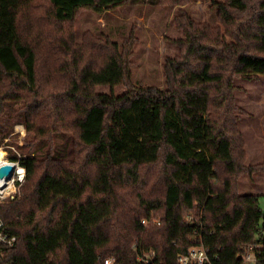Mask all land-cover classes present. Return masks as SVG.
I'll use <instances>...</instances> for the list:
<instances>
[{"label":"trees","instance_id":"16d2710c","mask_svg":"<svg viewBox=\"0 0 264 264\" xmlns=\"http://www.w3.org/2000/svg\"><path fill=\"white\" fill-rule=\"evenodd\" d=\"M129 1L0 0V143L10 134L9 159L26 169L0 201L16 237L0 264H180L199 243L215 264H244L246 247L264 244L263 194L239 189L243 176L264 180V160L246 161L233 93L235 76L264 75V0L216 2L224 32L194 24L166 58L164 86L106 93L98 87L129 85L128 43L101 34L71 54L80 46L61 35L81 10ZM51 46L69 56L47 84L38 65Z\"/></svg>","mask_w":264,"mask_h":264},{"label":"rangeland","instance_id":"374dc122","mask_svg":"<svg viewBox=\"0 0 264 264\" xmlns=\"http://www.w3.org/2000/svg\"><path fill=\"white\" fill-rule=\"evenodd\" d=\"M225 0H131L125 6L104 12L93 9H83L73 23L69 25L67 34L62 33V39L78 46L83 40L87 42L96 35L108 34L111 40L117 42L118 49H122L124 42L128 43L130 52L131 79L128 87L124 84L114 87L104 85L98 90L106 93H121L132 86H164L165 61L168 57L178 55L182 50L181 40L190 34L193 25L206 23L224 32L225 24L220 20L218 3ZM31 19V18H30ZM32 22L35 24L34 19ZM60 40L47 41L60 43ZM94 41V40H93ZM96 44L84 43L80 47L72 46L71 54L88 50ZM54 47L42 50L40 64L38 65L39 79L43 83L59 81L66 75L63 64L66 63L64 55L59 52L55 55ZM50 57L55 58L57 66L51 64ZM214 64L219 62L214 61ZM55 77V78H53ZM235 89L233 93L236 103L240 106L237 111L239 130L245 141L246 161L249 163L264 160V75L254 79L234 77ZM26 128L17 124L14 138L19 145L24 144ZM4 139L0 147L6 152L9 139ZM12 138V137H11ZM13 151L17 149L11 146ZM159 167V165L157 166ZM239 189L243 193H258L259 203L264 211V180L257 176L254 181L249 176H243L239 182ZM19 188L17 192H19ZM16 192V193H17Z\"/></svg>","mask_w":264,"mask_h":264},{"label":"built area","instance_id":"2783aa9c","mask_svg":"<svg viewBox=\"0 0 264 264\" xmlns=\"http://www.w3.org/2000/svg\"><path fill=\"white\" fill-rule=\"evenodd\" d=\"M6 163L14 165L15 170L10 177L8 175L0 177V201L13 198L26 175V169L20 166L18 161H11L6 158ZM143 223H146V221L144 220ZM15 241L16 237L4 230V223L0 217V248L2 245L11 246ZM263 251L264 244L260 242L251 243L239 257H241L244 264H262ZM214 258L218 259V256H212L209 249L199 243L192 246L187 253L180 254L178 261L180 264H215ZM139 260L146 263L150 262V259L145 256H140ZM103 264H117V260L115 257H107L103 260Z\"/></svg>","mask_w":264,"mask_h":264},{"label":"water","instance_id":"95a60500","mask_svg":"<svg viewBox=\"0 0 264 264\" xmlns=\"http://www.w3.org/2000/svg\"><path fill=\"white\" fill-rule=\"evenodd\" d=\"M15 166L11 164H5L0 168V177L8 175L9 177L13 174Z\"/></svg>","mask_w":264,"mask_h":264},{"label":"bare ground","instance_id":"6f19581e","mask_svg":"<svg viewBox=\"0 0 264 264\" xmlns=\"http://www.w3.org/2000/svg\"><path fill=\"white\" fill-rule=\"evenodd\" d=\"M5 156H6V152L4 151V149H2L1 147H0V166L1 165H4V164H7L6 163V158H5ZM8 179V178H7Z\"/></svg>","mask_w":264,"mask_h":264}]
</instances>
